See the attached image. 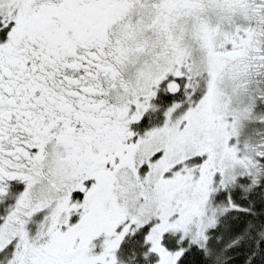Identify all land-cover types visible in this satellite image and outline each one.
Returning a JSON list of instances; mask_svg holds the SVG:
<instances>
[{
  "label": "snow or ice",
  "instance_id": "1",
  "mask_svg": "<svg viewBox=\"0 0 264 264\" xmlns=\"http://www.w3.org/2000/svg\"><path fill=\"white\" fill-rule=\"evenodd\" d=\"M0 264H264V0H0Z\"/></svg>",
  "mask_w": 264,
  "mask_h": 264
}]
</instances>
